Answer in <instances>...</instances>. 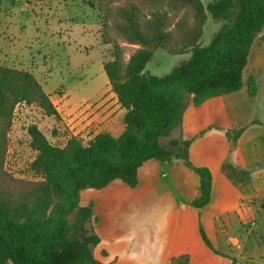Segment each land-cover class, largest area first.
Here are the masks:
<instances>
[{
  "label": "trees",
  "instance_id": "trees-1",
  "mask_svg": "<svg viewBox=\"0 0 264 264\" xmlns=\"http://www.w3.org/2000/svg\"><path fill=\"white\" fill-rule=\"evenodd\" d=\"M90 1L101 12L103 43L113 45L103 69L125 110L124 130L119 136L100 132L86 144L71 136L60 147L32 124L28 136L36 156L30 171L36 179L15 177L5 162L17 107L35 106L47 117H61L35 75L0 63V264H101L94 256L100 243L95 201L84 196L117 182L136 188L139 169L149 160L183 159L200 178L194 206L203 208L211 200V172L191 165L190 142L163 145L160 139L180 127L190 104L200 106L244 87L253 46L264 42V0H212L207 5L202 0ZM209 14L222 24L203 46ZM120 41L133 48L128 59ZM158 49L191 56L168 74L153 76L146 67ZM246 84L254 98L256 80ZM240 132L230 138L233 145ZM227 168L234 176L236 169ZM172 264H188V256Z\"/></svg>",
  "mask_w": 264,
  "mask_h": 264
},
{
  "label": "rangeland",
  "instance_id": "rangeland-1",
  "mask_svg": "<svg viewBox=\"0 0 264 264\" xmlns=\"http://www.w3.org/2000/svg\"><path fill=\"white\" fill-rule=\"evenodd\" d=\"M202 1L207 5L212 0ZM101 23V12L90 0H0V63L35 75L61 117L60 121L47 117L35 106L17 107L5 162L6 170L15 177L36 179L30 171L36 156L29 144L28 127L32 124L60 147L71 136L86 144L100 132L118 135L123 130L124 111L115 101L103 69L104 62L112 56L113 45L103 43ZM221 24L209 14L201 38L203 46L209 44ZM120 44L128 59L133 48L122 41ZM190 56L191 53L172 55L158 49L146 71L162 77ZM165 141L167 138L162 140ZM188 168H183L184 176L179 179L169 169L159 167L153 173L154 182L134 190L123 187L134 195L126 202L128 218L124 228L137 230L135 249L130 243L128 247L130 252L138 251L145 264H156L154 251L166 242L176 209L180 208L178 199L197 179ZM163 171H169L170 176L162 178ZM170 181L173 184L169 185ZM96 194L100 212L112 220L116 215L113 212L121 208L114 211L110 204L122 200L123 193L112 188Z\"/></svg>",
  "mask_w": 264,
  "mask_h": 264
},
{
  "label": "crops",
  "instance_id": "crops-1",
  "mask_svg": "<svg viewBox=\"0 0 264 264\" xmlns=\"http://www.w3.org/2000/svg\"><path fill=\"white\" fill-rule=\"evenodd\" d=\"M244 78L245 85L238 92L210 98L200 106L190 104L180 127L172 132L166 143L162 142L166 138L160 139L163 145H168L170 140L189 141L191 164L210 170L212 196L207 206H194V201L200 196V178L175 157L165 162L149 160L144 163L139 169L140 183L136 188L117 182L101 190L87 192L86 200L95 201L97 221L94 226L100 243L94 249V256L99 263L145 264L138 251L130 252L128 247L130 243L135 249L137 230L126 228L125 231L124 228L128 218L126 202L134 199V195L123 187L134 190L146 186L147 182H154V171L162 167L175 173L179 179L184 176L183 168H188L197 179L183 198L178 199L180 208L176 209L166 242L154 251L152 258L156 264H172L174 258L181 256H188V264H264L263 41L258 40L254 44ZM250 78L257 82L258 91L254 98L250 97L246 84ZM113 96L118 103L114 92ZM122 131L118 135L109 133L119 136ZM236 131L241 132L233 145L230 138ZM175 133L179 136L176 137ZM179 149L180 146L175 151ZM229 165L236 169L232 177L231 170L227 168ZM169 176V171L161 174L162 178ZM112 188L121 191L123 199L111 202L114 211L117 208L121 211L113 212L116 215L108 220L100 212L96 192Z\"/></svg>",
  "mask_w": 264,
  "mask_h": 264
},
{
  "label": "clouds",
  "instance_id": "clouds-1",
  "mask_svg": "<svg viewBox=\"0 0 264 264\" xmlns=\"http://www.w3.org/2000/svg\"><path fill=\"white\" fill-rule=\"evenodd\" d=\"M149 264H151V262H149Z\"/></svg>",
  "mask_w": 264,
  "mask_h": 264
}]
</instances>
